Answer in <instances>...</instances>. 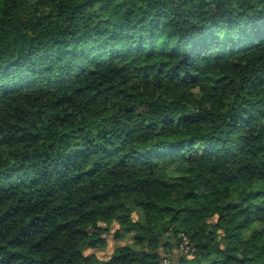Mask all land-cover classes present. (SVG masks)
I'll return each instance as SVG.
<instances>
[{"label": "trees", "instance_id": "16d2710c", "mask_svg": "<svg viewBox=\"0 0 264 264\" xmlns=\"http://www.w3.org/2000/svg\"><path fill=\"white\" fill-rule=\"evenodd\" d=\"M0 264H264V0H0Z\"/></svg>", "mask_w": 264, "mask_h": 264}, {"label": "rangeland", "instance_id": "374dc122", "mask_svg": "<svg viewBox=\"0 0 264 264\" xmlns=\"http://www.w3.org/2000/svg\"><path fill=\"white\" fill-rule=\"evenodd\" d=\"M117 226H113L112 230L110 232V234L107 236L106 240L108 241V246L107 248L100 252H96L98 253L101 257H108L111 255V253L113 252L115 247H121V246H125V245H131L133 243V240L131 238V235H125L122 238H115V232H116ZM189 246L187 244L186 241H183V243L180 245L179 247V251L178 250H174L173 255L178 256L180 254H183L184 252H186L188 250ZM162 257H167L169 259V257L166 254H162Z\"/></svg>", "mask_w": 264, "mask_h": 264}]
</instances>
